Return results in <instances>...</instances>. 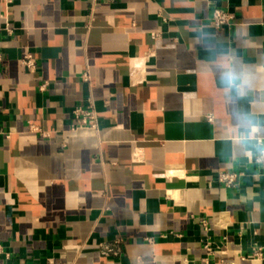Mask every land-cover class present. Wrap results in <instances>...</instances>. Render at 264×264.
I'll return each mask as SVG.
<instances>
[{
  "label": "crops",
  "instance_id": "crops-1",
  "mask_svg": "<svg viewBox=\"0 0 264 264\" xmlns=\"http://www.w3.org/2000/svg\"><path fill=\"white\" fill-rule=\"evenodd\" d=\"M0 51V264H264V0H0Z\"/></svg>",
  "mask_w": 264,
  "mask_h": 264
},
{
  "label": "built area",
  "instance_id": "built-area-1",
  "mask_svg": "<svg viewBox=\"0 0 264 264\" xmlns=\"http://www.w3.org/2000/svg\"><path fill=\"white\" fill-rule=\"evenodd\" d=\"M234 23V15L230 12L222 11L220 9H214L210 18V25L213 29L218 30L224 26H231ZM3 55L0 51V63L2 62ZM23 65L29 70H33L35 67L34 60L30 56H26L23 59ZM73 116L76 122V127H96V116L92 110L83 109L77 107L73 111ZM208 121H212V117H207ZM264 141V136H258L255 138V142ZM259 153L256 151L254 157V163L262 170H264V162L258 163ZM241 174L233 172H225L218 175L217 182L223 187L230 189L239 185ZM201 224L205 231H208V223L205 219L201 220ZM121 241H114L112 243H105L98 246L99 253L103 256H119L121 254ZM203 249L206 253L202 259L203 264H209L213 259L215 251L211 242L206 241L203 244ZM224 253V251L222 252ZM246 257H241L245 260ZM251 260L264 261V246L254 245L251 249V254L248 257Z\"/></svg>",
  "mask_w": 264,
  "mask_h": 264
},
{
  "label": "clouds",
  "instance_id": "clouds-1",
  "mask_svg": "<svg viewBox=\"0 0 264 264\" xmlns=\"http://www.w3.org/2000/svg\"><path fill=\"white\" fill-rule=\"evenodd\" d=\"M219 79L224 87L235 92L237 97L244 95L247 91V86L244 83V73L242 71H238L235 67L221 70L219 73ZM235 118L241 128L244 129L240 143L241 146L247 150L248 142L253 137L257 136L261 129L256 119L247 112L236 113ZM251 146L259 153L257 162H264V141H257Z\"/></svg>",
  "mask_w": 264,
  "mask_h": 264
}]
</instances>
